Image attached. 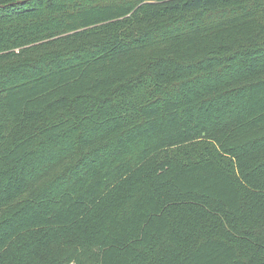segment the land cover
Segmentation results:
<instances>
[{
  "label": "trees",
  "instance_id": "trees-1",
  "mask_svg": "<svg viewBox=\"0 0 264 264\" xmlns=\"http://www.w3.org/2000/svg\"><path fill=\"white\" fill-rule=\"evenodd\" d=\"M19 1L0 264H264V0Z\"/></svg>",
  "mask_w": 264,
  "mask_h": 264
},
{
  "label": "water",
  "instance_id": "water-1",
  "mask_svg": "<svg viewBox=\"0 0 264 264\" xmlns=\"http://www.w3.org/2000/svg\"><path fill=\"white\" fill-rule=\"evenodd\" d=\"M26 1H28V0H26ZM26 1L22 0V1H19V2H17V3L21 4V3H24V2H26ZM1 7H3V6H1Z\"/></svg>",
  "mask_w": 264,
  "mask_h": 264
}]
</instances>
